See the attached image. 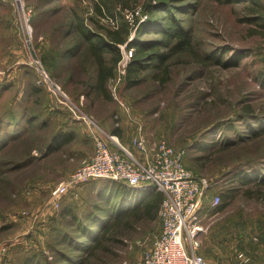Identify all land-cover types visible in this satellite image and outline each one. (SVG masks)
<instances>
[{"label": "rangeland", "instance_id": "1", "mask_svg": "<svg viewBox=\"0 0 264 264\" xmlns=\"http://www.w3.org/2000/svg\"><path fill=\"white\" fill-rule=\"evenodd\" d=\"M248 1L0 0V144L6 142L0 148V264H26L27 257L41 264L84 260L85 252L61 243L63 231L80 237L76 244L89 241L61 212L70 205L78 216L91 206L110 214L121 201L108 196L112 183L127 186L102 178L57 199L50 191L92 154L95 137L115 128L136 157L138 139L148 147L166 140L183 149L185 167L208 181L196 249L207 263L239 264L240 253L246 264L263 258L264 194L257 195L253 180L264 177V15L251 21ZM258 3L264 8V0ZM147 4L156 7L154 16L145 14ZM167 13L191 34L192 51L211 64L182 52L167 61L165 83H157L152 74L161 72L150 68L129 85L131 47L118 44L109 98L96 95L89 40L124 23L127 41L159 38L137 31L163 24ZM212 55L228 64L212 62ZM67 130L74 131L73 140L44 153L51 137ZM221 192L232 197L215 211L209 199ZM159 229L158 216L120 226L116 239L106 237L82 264H133Z\"/></svg>", "mask_w": 264, "mask_h": 264}, {"label": "trees", "instance_id": "2", "mask_svg": "<svg viewBox=\"0 0 264 264\" xmlns=\"http://www.w3.org/2000/svg\"><path fill=\"white\" fill-rule=\"evenodd\" d=\"M248 2L252 5L251 11L255 14L250 20H262L264 8L259 5L258 0H249ZM155 8L156 7H153L152 4H147L145 6V14L148 17L154 16L152 12ZM95 10L98 13L103 14L100 5L97 4L95 6ZM136 20L137 17H134V21ZM164 20V23L161 25L158 24V26L153 25L152 23L141 25L137 32H153L160 35L159 38L149 39L148 41H127V28L125 23L121 29H108L105 30V35H97L94 39L97 41L89 40L92 35H87V32L82 33L83 36L89 40V52L95 65V74L92 83H90V88L96 95L106 99L109 98L106 84L113 75V68L115 64L120 60V53L117 47L118 44H125V47L132 48L130 59L125 66L124 76L127 84L129 85L136 83L139 80L142 72L150 68L152 70L161 72L160 75L159 73L152 74V78L159 84L165 83L167 81L168 74L167 61L172 56L182 52H189L194 56L196 61L202 64H211L204 61V59L206 60V56H198L196 52L192 51L191 34L180 25L179 21L175 17L167 13L164 16ZM260 26H264V23H262ZM254 32L255 30H253L251 34ZM105 54H109V57L106 58ZM209 57L214 63L222 65L228 64L227 61L219 60V57L217 56V58L216 55ZM262 82H264V76L262 78ZM8 119L13 121L15 120L11 114L8 116ZM113 133L119 134L118 129L115 128ZM74 137L75 133L73 130L57 133L51 137L44 153H47L50 150L60 149L63 144L70 142ZM5 144L6 142H2V144H0V148ZM232 180L234 181L235 178ZM248 181H250V179L240 180L242 184H246ZM253 181H257L256 190L259 192L257 195L264 194V177L258 180L255 179ZM108 191H110L107 193L108 196L112 197L113 195H116L121 200L120 204L117 206V209L110 214L108 211L102 212L97 207L91 206V208H89L90 211L85 215L83 214L82 217L78 216L77 213L71 209L70 205L68 208H64L61 212V216L66 218L69 217L72 222L77 225L76 230L80 232L87 241L89 240L88 242H84V244L81 242L76 244L77 240L74 238L80 240V237H72V234L64 231L62 232V238L60 239L62 240L61 243H65L77 249L78 251H82L87 254L84 255L86 256L84 260L83 257H81L79 261L73 262L74 264H82L85 262L86 258H88L87 256L92 255L94 250L98 249L100 242L106 237L111 241L113 238L115 240V233L120 226L123 227L128 224L131 225L133 221H138L141 219L155 220L158 216L159 204L162 198L161 191L155 190L154 188H147L145 190L143 189L137 191L122 185L120 186L118 183L117 185L112 183L111 188ZM246 193H249V190H247ZM107 194H104L103 196H107ZM231 197L232 193L221 192L219 195L220 202L214 208V210L218 211L223 209ZM98 198L103 197L98 196ZM65 257L68 260L72 259L69 258L68 255ZM25 263L41 264L40 259L34 257H27L25 259Z\"/></svg>", "mask_w": 264, "mask_h": 264}, {"label": "built area", "instance_id": "3", "mask_svg": "<svg viewBox=\"0 0 264 264\" xmlns=\"http://www.w3.org/2000/svg\"><path fill=\"white\" fill-rule=\"evenodd\" d=\"M131 52L130 48L127 54L131 56ZM136 149L137 157L115 135L95 137L92 154L51 189V196L60 198L71 189L102 178L130 188L159 190L162 192L159 232L143 250L140 260L133 264H210L196 252L201 228L198 211L206 198L208 181L193 176L184 165L185 151L175 149L166 140L148 147L143 139H138ZM219 202V195L209 199L213 207ZM238 258L239 264L247 263L241 253ZM253 264H264V256Z\"/></svg>", "mask_w": 264, "mask_h": 264}, {"label": "crops", "instance_id": "4", "mask_svg": "<svg viewBox=\"0 0 264 264\" xmlns=\"http://www.w3.org/2000/svg\"><path fill=\"white\" fill-rule=\"evenodd\" d=\"M100 130L102 129V128H99ZM101 131H103V130H101ZM92 134V133H91ZM110 134H112V135H115L116 137H118L119 135H120V133L119 134H115V133H110ZM107 135V134H106ZM94 136V135H93ZM118 139V138H117ZM148 144V143H147ZM257 261V260H256Z\"/></svg>", "mask_w": 264, "mask_h": 264}]
</instances>
